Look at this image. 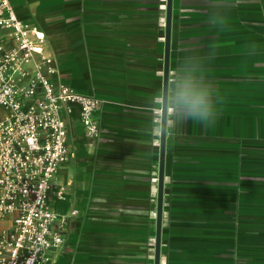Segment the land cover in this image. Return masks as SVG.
Returning <instances> with one entry per match:
<instances>
[{
  "label": "crops",
  "instance_id": "crops-1",
  "mask_svg": "<svg viewBox=\"0 0 264 264\" xmlns=\"http://www.w3.org/2000/svg\"><path fill=\"white\" fill-rule=\"evenodd\" d=\"M11 2L46 33L52 80L106 102L99 139L67 117L49 198L66 246L49 264H155L167 0ZM182 82L211 84L218 115L166 133L160 264H264V0H173L170 93Z\"/></svg>",
  "mask_w": 264,
  "mask_h": 264
},
{
  "label": "built area",
  "instance_id": "built-area-1",
  "mask_svg": "<svg viewBox=\"0 0 264 264\" xmlns=\"http://www.w3.org/2000/svg\"><path fill=\"white\" fill-rule=\"evenodd\" d=\"M45 42L46 33L19 18L11 0H0V221L7 222L0 228V264H49L65 248L66 219L57 218L49 198L70 158L68 115L77 108L86 135L102 134L97 113L105 100L54 82ZM156 220L157 212L154 226Z\"/></svg>",
  "mask_w": 264,
  "mask_h": 264
},
{
  "label": "clouds",
  "instance_id": "clouds-1",
  "mask_svg": "<svg viewBox=\"0 0 264 264\" xmlns=\"http://www.w3.org/2000/svg\"><path fill=\"white\" fill-rule=\"evenodd\" d=\"M212 88L211 84L204 87L182 82L177 85L175 94H171L168 76L167 83L163 86V95L154 99L151 105V146L159 147L161 137L173 131L181 121L210 122L217 116Z\"/></svg>",
  "mask_w": 264,
  "mask_h": 264
},
{
  "label": "water",
  "instance_id": "water-1",
  "mask_svg": "<svg viewBox=\"0 0 264 264\" xmlns=\"http://www.w3.org/2000/svg\"><path fill=\"white\" fill-rule=\"evenodd\" d=\"M172 6H173V0H167L164 86L166 85L168 76L170 74V40H171V25H172ZM165 148H166V133L161 137L159 185H158V200H157V227H156V242H155V264H160V254H161Z\"/></svg>",
  "mask_w": 264,
  "mask_h": 264
},
{
  "label": "rangeland",
  "instance_id": "rangeland-1",
  "mask_svg": "<svg viewBox=\"0 0 264 264\" xmlns=\"http://www.w3.org/2000/svg\"><path fill=\"white\" fill-rule=\"evenodd\" d=\"M73 196H74V193H73Z\"/></svg>",
  "mask_w": 264,
  "mask_h": 264
}]
</instances>
